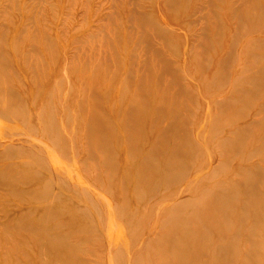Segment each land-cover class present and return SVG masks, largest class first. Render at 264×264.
Segmentation results:
<instances>
[{"label":"rangeland","instance_id":"1","mask_svg":"<svg viewBox=\"0 0 264 264\" xmlns=\"http://www.w3.org/2000/svg\"><path fill=\"white\" fill-rule=\"evenodd\" d=\"M0 264H264V0H0Z\"/></svg>","mask_w":264,"mask_h":264},{"label":"bare ground","instance_id":"2","mask_svg":"<svg viewBox=\"0 0 264 264\" xmlns=\"http://www.w3.org/2000/svg\"><path fill=\"white\" fill-rule=\"evenodd\" d=\"M66 184H67V183H66ZM54 216H55V215H54ZM262 238H263V237H262ZM74 251H75V250H74ZM230 252H231V251H230ZM230 252H229V253H230Z\"/></svg>","mask_w":264,"mask_h":264}]
</instances>
